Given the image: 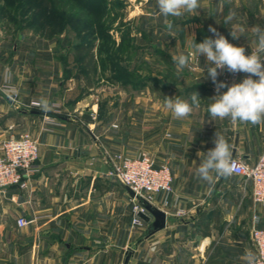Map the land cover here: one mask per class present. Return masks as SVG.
Instances as JSON below:
<instances>
[{"label": "crops", "instance_id": "crops-1", "mask_svg": "<svg viewBox=\"0 0 264 264\" xmlns=\"http://www.w3.org/2000/svg\"><path fill=\"white\" fill-rule=\"evenodd\" d=\"M199 2L194 13H185L174 24L179 27L180 22L182 53L192 51L194 40L199 43L212 36V26L250 54L255 47L250 28L264 27V0ZM139 3H135L139 10L150 3L156 13H146L159 15L156 0ZM230 10L237 15L226 25ZM232 30L240 36L233 39ZM7 41V36L0 39V140L30 132L39 142L40 158L27 188L11 187L0 195L6 198L0 210L8 206L31 220L20 227V249H0V264H123L129 248L134 253L128 264H246L247 251L257 254L253 215L256 211L261 216L264 229V208H254L252 181L233 173L217 179L209 195V186L197 178L196 169L215 146L216 132L230 144L234 158L254 164L264 151V125L210 119L207 106L216 92L203 55L180 72L177 87L151 88L150 104L134 105L130 128L123 124L116 129L112 117L102 122L94 114L98 105L90 104L91 95L67 97L70 88L60 62L33 56L34 67L28 70L24 66L31 59L23 47L18 43L10 51ZM218 72V80L228 85L248 75ZM194 91L200 94V108L184 120L174 119L164 105L165 97L188 100ZM42 100L48 101L51 111L37 106ZM46 116L57 123L46 122ZM116 150L132 155L147 151L157 165L167 163L172 169L173 191L158 193L152 201L167 213V225L148 237L147 232L126 231V207L131 203L127 195L132 205L133 198L110 175V157Z\"/></svg>", "mask_w": 264, "mask_h": 264}, {"label": "rangeland", "instance_id": "rangeland-1", "mask_svg": "<svg viewBox=\"0 0 264 264\" xmlns=\"http://www.w3.org/2000/svg\"><path fill=\"white\" fill-rule=\"evenodd\" d=\"M139 1L0 0V39L7 36L10 51L18 43L23 47V54L31 59L26 69L34 67L30 64L33 56L40 60L55 58L70 88L68 98L91 95L90 104L98 105L94 112L98 119L105 122L112 117L113 128H122L123 124L130 128L134 105L141 101L149 105L151 88L177 87L181 82L172 60L182 53L180 22L179 27L174 25L181 17L173 18L170 32L164 17L148 15L147 10L156 13L150 3L139 10L135 5ZM86 42L94 44L96 75L88 76L81 69L77 49ZM5 199L0 196L1 204ZM127 199L131 203L126 207V231L146 233L150 226L147 221L141 228L133 227V205L128 195ZM18 217L8 206L0 210V249L21 248Z\"/></svg>", "mask_w": 264, "mask_h": 264}, {"label": "clouds", "instance_id": "clouds-1", "mask_svg": "<svg viewBox=\"0 0 264 264\" xmlns=\"http://www.w3.org/2000/svg\"><path fill=\"white\" fill-rule=\"evenodd\" d=\"M159 14L164 17V24L168 30L173 28L169 17L179 18L185 13L192 14L199 7V0H156ZM236 12L230 10L224 23L230 24L236 18ZM255 37V47L250 54H246L243 46L230 43L228 38L221 34L215 27L209 26L212 36L205 37L202 42L193 41L192 51L172 56L178 73L188 67L194 58L203 55L210 65L207 69V78H211L216 95L212 103L207 106V113L212 121L229 119L233 124L245 123L251 125H264V27L255 24L250 28ZM240 33L244 32L240 28ZM233 39L238 38L235 31H231ZM218 69H227L230 73L248 74L242 82L228 85L219 81ZM253 77H257L253 79ZM226 91L221 92V89ZM164 105L176 120L188 118L194 108H200L201 97L196 91L190 94L188 100L165 97ZM47 113L51 107L47 100H42L38 105ZM214 147L206 152V157L196 169L199 180L206 182L211 195L217 179L228 178L236 170L230 144L218 132L214 136ZM246 264H257V256L251 250L243 257Z\"/></svg>", "mask_w": 264, "mask_h": 264}, {"label": "built area", "instance_id": "built-area-1", "mask_svg": "<svg viewBox=\"0 0 264 264\" xmlns=\"http://www.w3.org/2000/svg\"><path fill=\"white\" fill-rule=\"evenodd\" d=\"M227 80L231 78L227 77ZM46 122L57 123V120L46 116ZM40 158L38 140L27 131L11 133L0 140V193L5 194L11 187L27 188L33 175L38 171ZM110 175L124 185L129 186L136 195L152 202L158 193L173 191L174 175L169 164L157 165L155 158L147 151L139 155L124 152L111 154ZM236 164L235 174L251 180L253 184L252 201L255 210L264 208V151L254 164L233 158ZM132 225L141 228L145 220L140 213L146 209L137 199H133ZM179 215L184 211L180 210ZM19 227L27 226L31 220L19 216L16 220ZM261 216L255 211L252 225V241L257 250V264H264V229L260 225Z\"/></svg>", "mask_w": 264, "mask_h": 264}, {"label": "water", "instance_id": "water-1", "mask_svg": "<svg viewBox=\"0 0 264 264\" xmlns=\"http://www.w3.org/2000/svg\"><path fill=\"white\" fill-rule=\"evenodd\" d=\"M233 158H234V154H233ZM125 188H126L128 194L133 199H137L141 203V205L146 209V211H147L146 213H144V212L140 213L141 217L147 222H149L151 220V217H153V220L150 224V227H149L145 237H148L149 235H151V234H153V233H155V232L166 227V225H167V213L164 210L158 208L152 202L148 201L144 197L136 195L135 192L129 186L125 185ZM133 253H134L133 248H129L127 250L123 264L129 263L130 258H131Z\"/></svg>", "mask_w": 264, "mask_h": 264}, {"label": "trees", "instance_id": "trees-1", "mask_svg": "<svg viewBox=\"0 0 264 264\" xmlns=\"http://www.w3.org/2000/svg\"><path fill=\"white\" fill-rule=\"evenodd\" d=\"M93 49V42L83 43L77 49V54L82 59L81 69H84L88 76L96 75V56Z\"/></svg>", "mask_w": 264, "mask_h": 264}]
</instances>
